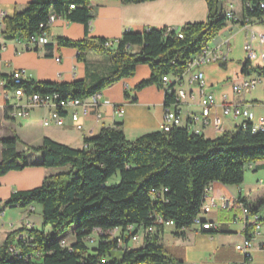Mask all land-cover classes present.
<instances>
[{
    "label": "trees",
    "instance_id": "trees-1",
    "mask_svg": "<svg viewBox=\"0 0 264 264\" xmlns=\"http://www.w3.org/2000/svg\"><path fill=\"white\" fill-rule=\"evenodd\" d=\"M90 1L30 0L12 16L3 17L1 35L5 40L28 39L48 30L51 14L86 26L91 18ZM219 1L223 2L221 13L216 8ZM225 1L205 0L208 12L204 22L186 23L178 29L126 30L110 48L103 47L105 38L58 37L59 46L77 50L79 61H85L88 50L101 56L110 64L107 74L92 83L84 79L70 83L25 81L21 86L26 93L66 94L83 100L132 76L137 65L150 69L149 78L141 81L137 90L160 85L165 75L179 76L230 20L225 16ZM242 10L244 19L263 18L264 0H243ZM250 72L263 77L264 67L252 66L245 59L241 73ZM171 102L172 97L165 95V106ZM18 142L16 136L0 138V176L33 165L69 168L45 177L34 189L14 192L2 202L5 207L21 208L37 204L42 222L39 230L23 227L8 233L0 245V264H183L167 255L160 243L163 226L156 223V217L173 221L177 231L191 227L211 183L238 186L245 165L264 160V130L253 132L249 123L214 139L175 126L168 132L157 130L129 140L118 125L84 138L82 148L45 137L39 146L28 148L41 154L38 164L25 162L17 151ZM116 175L118 180L109 183ZM243 206L253 212L247 204ZM47 226L50 230L45 232ZM149 226H155V231L133 247L131 236ZM114 252H120V257H114Z\"/></svg>",
    "mask_w": 264,
    "mask_h": 264
},
{
    "label": "crops",
    "instance_id": "crops-1",
    "mask_svg": "<svg viewBox=\"0 0 264 264\" xmlns=\"http://www.w3.org/2000/svg\"><path fill=\"white\" fill-rule=\"evenodd\" d=\"M28 2L30 0H0V79H7L12 71L19 70L27 81L70 83L84 79L92 83L107 74L110 64L89 50L85 52V61H79L77 50L59 46L58 37L116 41L126 30L137 32L148 27L178 29L186 23L204 22L208 12L205 0H152L130 4L118 0H91V18L86 26L58 17L48 26V46L24 50L23 39L5 40L2 37V19L23 9ZM224 7L225 10L230 8L236 19L228 20L207 46L212 52L223 54L225 59L200 66L206 91L213 95L214 111L221 119L222 130L204 125L202 121L192 123V128L198 129L200 135L207 139L234 131L242 121L241 118L221 114L224 101L248 109L256 118L264 119V76L258 77L252 72L248 75L241 73L245 62L243 46L247 42L258 55L250 60L251 65L264 67V58L260 57L264 54V17L244 19L243 0H226ZM57 57L59 62L55 60ZM149 76L148 66L137 65L132 76L101 90L99 117L93 112L82 115L79 108L68 107L61 113L60 122L49 126L42 124L48 117L45 108L32 109L25 119L5 114L2 110L4 95L0 93V138L6 134L8 137L16 136L19 139L17 151L24 156L25 162L38 164L41 154L28 148L39 146L45 137L72 148H82L84 138L96 136L105 127L120 126L129 140L157 131L165 111L163 87L153 84L136 89ZM252 78L257 79L258 83L249 91H232L233 85ZM183 86L191 96L180 105L183 120L187 123L190 115L200 113V94L196 85L185 82ZM118 109H123V114H118ZM74 110L78 112L76 122L70 116ZM77 124L82 128L77 129ZM68 168L33 165L0 176V245L12 231L23 227L41 229V218L37 214L41 213L39 205L5 207L2 202L14 192L34 189L41 185L45 177L65 172ZM243 204L253 210L248 213L247 219L242 213ZM36 214L37 218H34ZM253 214L264 217V160L245 165L244 179L238 186L213 182L207 187L198 215L203 223L213 224V229L202 230L198 226H191L177 231L174 227H163L159 240L167 255L183 264H234L243 260L235 245L248 238L253 243L250 263L264 264V219L256 233ZM49 230L47 226L45 232ZM113 256L119 258L120 252H114Z\"/></svg>",
    "mask_w": 264,
    "mask_h": 264
},
{
    "label": "built area",
    "instance_id": "built-area-1",
    "mask_svg": "<svg viewBox=\"0 0 264 264\" xmlns=\"http://www.w3.org/2000/svg\"><path fill=\"white\" fill-rule=\"evenodd\" d=\"M74 8L70 5V9ZM225 16L228 19H235V16L230 8L225 11ZM2 14L0 13V21ZM57 17L53 14L49 15L47 20V26H49ZM178 37H182L178 33ZM50 44L49 36L47 30L40 32L37 35L31 36L28 39H23L22 45L24 50H31L37 46H47ZM104 48H110L115 45V41L107 40L102 44ZM243 51L245 53V59L253 60L258 57L256 52L252 49L249 42L245 43L243 46ZM264 58V54L260 55ZM225 56L223 54H218L217 52H212L208 46L203 48V50L188 61L186 68L179 75H165L161 79V86L165 95L172 97V102L165 106L163 121L159 126V130L168 132L172 127H184L190 133L200 134L198 129L192 128V123L202 121L204 125H211L216 128V130H222V122L219 116L214 111V98L212 93L207 92L205 88L204 74L200 69V66L219 60H224ZM57 62L60 59L55 58ZM27 81L23 72L19 70H14L7 79H0V93L4 95V105L3 111H6L10 117L25 119L29 116L30 111L34 108H45L48 110V117L42 121L44 126H49L52 123L60 122V115L68 107L79 108L82 115H89L90 113H95L96 117H99L98 104L100 98V92L93 94L92 96L80 100L62 97L60 94H41V93H26L24 88L21 86L23 82ZM188 85H196L199 89V106L200 113L190 115L188 122L183 120V115L181 111V104L186 102L187 98H191L188 92L184 88V83ZM258 83L257 79H245L239 84L233 85L232 91L234 93L247 92L252 89ZM8 84L11 86L8 87ZM118 114H123V109H118L116 111ZM221 114L223 116H231L234 119L241 118L242 121L239 126L246 128L247 123L251 124V130L253 132L264 130V119L262 117L256 118L251 111L245 108L238 107L236 105L229 104L224 101L221 106ZM71 120L76 122L78 120V112L74 110L70 114ZM77 129H81L80 124L76 125ZM207 191V189H206ZM242 213L246 216L249 210L242 206ZM264 217H260L258 214L252 215L255 232L258 233L261 228V220ZM156 223L161 224L163 227H174V222L171 220H163L161 217H156ZM192 226H198L202 230H211L214 225L211 223H203L199 215H197L193 221ZM129 231L133 230V227L128 228ZM184 229H181L183 231ZM155 231V226H149L138 233L131 236V243H138L146 235H150ZM97 234L100 230L96 231ZM114 233H112V236ZM94 240V239H93ZM92 241V240H90ZM121 244V243H119ZM253 246L251 239H245L242 243L235 245V250L243 257L242 262H237L234 264H251L250 263V250Z\"/></svg>",
    "mask_w": 264,
    "mask_h": 264
},
{
    "label": "rangeland",
    "instance_id": "rangeland-1",
    "mask_svg": "<svg viewBox=\"0 0 264 264\" xmlns=\"http://www.w3.org/2000/svg\"><path fill=\"white\" fill-rule=\"evenodd\" d=\"M5 137H8L7 134L5 135ZM23 158H24V156H23ZM117 176H118V175H116L115 177H112V178L110 179L109 183L118 180ZM37 214H38L39 217L41 218L40 213H37ZM37 214H36V216H34V218H37ZM41 222H42V220H41ZM40 225H41V223H40ZM67 243H70V240H67ZM140 244H141V241H139L138 243H132V246H139ZM113 255H114V253H113Z\"/></svg>",
    "mask_w": 264,
    "mask_h": 264
},
{
    "label": "water",
    "instance_id": "water-1",
    "mask_svg": "<svg viewBox=\"0 0 264 264\" xmlns=\"http://www.w3.org/2000/svg\"><path fill=\"white\" fill-rule=\"evenodd\" d=\"M216 8H217V12H218V13H221V12H222V8H223V2H222V1H219V2L217 3Z\"/></svg>",
    "mask_w": 264,
    "mask_h": 264
}]
</instances>
